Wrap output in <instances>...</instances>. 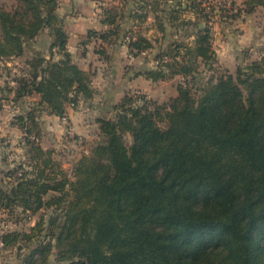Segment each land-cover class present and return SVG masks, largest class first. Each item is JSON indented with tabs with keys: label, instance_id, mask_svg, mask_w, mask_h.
Wrapping results in <instances>:
<instances>
[{
	"label": "trees",
	"instance_id": "trees-1",
	"mask_svg": "<svg viewBox=\"0 0 264 264\" xmlns=\"http://www.w3.org/2000/svg\"><path fill=\"white\" fill-rule=\"evenodd\" d=\"M211 1L190 0L206 25L179 21L178 27L194 25L184 35L193 43L160 49L146 72L154 80L181 75L177 95L159 103L127 92L111 116L97 118L101 139L72 175L42 145L38 111L61 119L68 106L92 99L93 74L68 50L58 0L0 5V61L22 58L46 30L52 37L51 58L34 51L8 89L14 101L41 97L11 121L24 132L28 161L0 169V210L42 212L29 231H0L3 248L30 249L23 264H264V55L200 81L201 64L218 63L209 21L221 10ZM131 2L141 20L149 9L167 10V0H122L105 8L110 27L89 30L82 43L101 40L102 55L104 43L119 39L134 55L153 48L121 25ZM258 5L264 0H243L233 17ZM177 9L168 12L171 25ZM157 20L165 31L163 17ZM54 49L63 55L58 60Z\"/></svg>",
	"mask_w": 264,
	"mask_h": 264
},
{
	"label": "crops",
	"instance_id": "crops-1",
	"mask_svg": "<svg viewBox=\"0 0 264 264\" xmlns=\"http://www.w3.org/2000/svg\"><path fill=\"white\" fill-rule=\"evenodd\" d=\"M174 1V0H173ZM175 2V1H174ZM57 15L64 22V28L68 36L67 47L72 54L73 60L84 70L91 72L92 85L95 89V95L90 100H81L79 106H68L67 115L71 121L73 129L77 133H82L83 123L87 118L95 113L96 117L101 113L110 115L113 112V106L121 100V98L134 87H140L144 93L150 94V90L156 92L157 95H166L167 86L162 84L165 79H157L147 76L146 72L156 67L157 61L156 54H151V49L139 55H134L125 41L119 39L112 44L104 43L107 55L99 53L98 49L102 41L93 37L83 44L82 40L85 39L89 30H97L99 32L106 31L110 26L104 22L105 8L108 5V0H58ZM121 0H115L114 4L119 5ZM128 7V12L121 21L123 28H127L132 34H139L140 28L138 27L137 17L132 16V8L135 7L131 2ZM174 6L172 0L166 4V12L150 10L148 11V19L146 29L142 34L151 40L152 33L155 32V26L152 21H156L159 16H162L165 22V31L160 29L156 33L160 36L155 40L157 49H163L169 46L171 42L178 40L181 36L183 39L182 27L174 28L169 19V11ZM264 13V12H263ZM254 15V14H253ZM245 18L235 23V26L225 27V25H218L215 28L213 36V46L217 52L220 61H232L235 66L239 63L241 54L244 55L248 52L249 56L260 58L264 55V19L260 20L258 17L253 16ZM251 16V17H250ZM154 18V19H152ZM178 21H175L177 23ZM154 26V27H153ZM202 27V26H201ZM237 29V30H235ZM47 34V41L41 42L38 36L29 46L34 51H41L48 58H51V42L52 37L48 30L44 31ZM175 37L176 39H172ZM194 38V36H191ZM47 42V43H46ZM62 53L54 49L53 59L58 60L62 57ZM20 59V58H17ZM227 67H229L227 65ZM179 75L172 77L170 80L175 79ZM177 87L171 88V96L177 95L174 90ZM14 92L8 93L13 103L20 104L18 112H14L12 116L26 112L30 107L25 105L28 98L34 100L32 105L39 102L41 97L36 94L27 96L19 101L13 100ZM3 100V99H2ZM22 104V105H21ZM16 111V110H15ZM38 120L40 127L43 129V136L49 137L55 141L57 136V128L60 132L64 130L61 126V119L59 116L51 114L47 109L38 111ZM59 122V125H58ZM88 127H93L89 124ZM7 129H18V133L22 134L20 128L13 126L11 122L5 123L0 116V132ZM15 131V130H14ZM64 132V131H63ZM55 139V140H54ZM59 139V138H57Z\"/></svg>",
	"mask_w": 264,
	"mask_h": 264
},
{
	"label": "rangeland",
	"instance_id": "rangeland-1",
	"mask_svg": "<svg viewBox=\"0 0 264 264\" xmlns=\"http://www.w3.org/2000/svg\"><path fill=\"white\" fill-rule=\"evenodd\" d=\"M114 1L115 0H108V5L106 6V8H110L113 5H115ZM168 1L169 0H167V2ZM174 1L172 0L174 4L172 8H179L177 9L179 10L178 11L179 19L176 20L178 21L177 23H175L176 25H172L174 28H176L179 21L183 19L184 20H189V19L194 20L196 23H199L201 26L203 24L202 27L206 25V20L202 17L201 13L196 12L191 7L187 6V4H191L190 0H174ZM180 2H181V5H179ZM13 3L16 4V0H0V5L7 4L8 7L11 6V4ZM130 4L132 3L125 4L124 10L126 12H128L129 10L128 7L130 6ZM205 4L206 3H204L203 6H205ZM211 4L213 8L215 7L214 10H221V12L213 11V15L209 21L210 26H212L213 36H214V33L216 32L215 28H217L218 25H222V26L225 25V27H231L232 29L235 26V23L237 24V22L244 20L250 15V14H243L242 16L238 18L233 17V15L237 12L238 8L242 6L243 0H212ZM134 6L136 7L138 5L134 4ZM231 7L233 9H231ZM159 8L163 9L164 3H161V5L159 4ZM150 10H154V9H150ZM140 12H143V10ZM263 12H264V7L258 5L256 6L252 15L254 14L253 16H256L260 20L261 19L263 20L264 19ZM169 20L171 19H168V21ZM137 21H138L137 25L140 28L139 34L143 35L142 32L147 30L146 26H149L146 23L147 21H149V19L148 18L146 20L137 19ZM152 22H153L152 24L155 26V32L152 33L151 35L152 37L151 41L154 44L153 48L151 49V54H158L160 50L157 49L156 47L157 45L155 42L157 37H154V36H160L158 35V33H156V30L159 29L158 20L156 19V21H152ZM181 27H182V31L184 35V33H188L187 32L188 30L189 31L193 30L194 25H183ZM177 28L179 27L177 26ZM182 37L183 39H181V36L178 39L180 40V42L183 40V42L185 43L192 44L194 41V38H192L191 36L189 37L182 36ZM38 39L41 42L47 41L48 39L47 34L43 32L41 36L38 37ZM172 39H176V38L173 37ZM174 42H171L169 46L167 47H170V45L174 46L173 44ZM32 51L33 50L31 49V46H28L26 49V54L22 58L0 61V116L2 117V120L5 121V123L8 122L9 124L12 121L13 119L12 114L14 112H18L19 110V108H16L15 105L17 107H19L18 105H20V104L13 103L9 97L8 98L6 97L9 93L8 89L9 87L14 86L13 85L14 77L17 74H20L21 70L25 66V60L29 57V55L32 54ZM240 57H241L240 60H237V62L239 63L237 66H235L232 61H228V60L220 61L218 55H217L218 63L214 65L212 68L208 65L201 64V66L199 67L200 71L198 73L200 76V81L206 82L210 79V77L220 75L221 72L224 71L223 69H228L229 71L234 73L239 65H247L253 60L259 59V58H255L254 56H249L248 52L245 53L244 55L241 54ZM179 60H182V57H179ZM227 65L229 67H227ZM166 79L167 80H165V82L162 83V84H165V86H167L166 95L164 94V91H163V94L159 96L156 94V92L153 89V90H150V94L152 95L150 96L149 94L144 93V91L138 86L134 87L131 90H128V92L134 93L140 96L144 95L148 99L155 100L159 103H163L165 101H168L172 97L170 95L171 88L175 86L177 87L181 81H184L181 75H179L178 77L172 80H170L171 78H168V77ZM176 92H177V89L174 90V93ZM33 102H36V101L28 98L26 102H22V103H25V105L31 107L33 106L32 105ZM77 106H79V104ZM112 114L113 113H111L110 115L108 114L104 115V113H101L100 116H111ZM98 117H96L95 113H93V115L90 116V118L88 117L87 120H85L83 123L82 133H77L74 129L71 134L68 133L67 127L61 121V126H63L64 130H62V133H61L59 128L56 127L57 128L56 136L59 139L56 138V140L54 139L55 141H52L47 136L44 137L42 133L43 129L40 128L41 135H42V138H41L42 145L46 149L49 148V149L55 150V158L63 164L64 168L71 175L73 174V167L75 163L84 154H90L92 151V148L101 139L99 125L97 123ZM89 124H92L93 127L89 128L88 127ZM58 125H59V122H58ZM14 130L7 129L4 132L2 131L0 132V169H7L10 166L11 167L14 166L16 163L26 161V160L28 161L27 154H26L27 149L24 146L23 140H22L24 132H22V130L20 129L22 134H19L18 129H14ZM41 213L42 212H38L36 214L25 213V212H22L21 208H16L15 210L2 209L0 210V231H4L7 229L12 230V231L13 230L29 231L31 226L36 224V222L40 219ZM51 214H52L51 210L45 212L44 213L45 218L48 219V217ZM29 250L25 246L20 248L19 245H16L8 249H5L3 248V246H0V264H23V257L25 256V254L29 252Z\"/></svg>",
	"mask_w": 264,
	"mask_h": 264
},
{
	"label": "built area",
	"instance_id": "built-area-1",
	"mask_svg": "<svg viewBox=\"0 0 264 264\" xmlns=\"http://www.w3.org/2000/svg\"><path fill=\"white\" fill-rule=\"evenodd\" d=\"M61 121H62V123L67 127V131H68V133H72L73 132V128H72V126H71V123H70V119H69V117H68V115H65V116H63L62 118H61ZM0 246H3V242H2V240L0 239Z\"/></svg>",
	"mask_w": 264,
	"mask_h": 264
},
{
	"label": "water",
	"instance_id": "water-1",
	"mask_svg": "<svg viewBox=\"0 0 264 264\" xmlns=\"http://www.w3.org/2000/svg\"><path fill=\"white\" fill-rule=\"evenodd\" d=\"M202 26H203V24H202Z\"/></svg>",
	"mask_w": 264,
	"mask_h": 264
}]
</instances>
